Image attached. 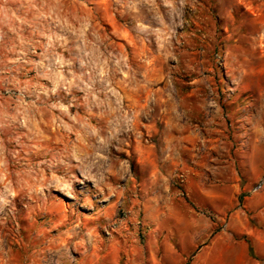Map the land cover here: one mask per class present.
I'll return each instance as SVG.
<instances>
[{
	"label": "rangeland",
	"instance_id": "rangeland-1",
	"mask_svg": "<svg viewBox=\"0 0 264 264\" xmlns=\"http://www.w3.org/2000/svg\"><path fill=\"white\" fill-rule=\"evenodd\" d=\"M207 151L242 173L221 211L186 194ZM255 165L264 0H0V264L186 260L199 240L167 213L252 224Z\"/></svg>",
	"mask_w": 264,
	"mask_h": 264
},
{
	"label": "crops",
	"instance_id": "crops-1",
	"mask_svg": "<svg viewBox=\"0 0 264 264\" xmlns=\"http://www.w3.org/2000/svg\"><path fill=\"white\" fill-rule=\"evenodd\" d=\"M216 152L220 151L217 149ZM228 152L227 154L220 153V158L214 155L208 158L210 152L207 151L205 158L202 157L205 160L200 165L189 166L186 169V194L192 205L217 208L221 211L228 208L235 195L244 188L241 186L242 173H239L238 167H234V159ZM262 176L255 165V171L248 180L255 183ZM196 181L198 184L195 187L193 184ZM242 206L250 213L253 223H246L242 216L243 212L235 209L229 216L231 231L223 235L214 234L212 237H210L211 231L203 215L196 212L191 205L186 209L185 222L179 213L168 212L167 215L169 214V217L174 220L176 226L189 227L194 231V239L199 240L194 251L189 254V258L185 260L178 252L172 264H246L248 261L245 252L249 245L245 240L234 242L230 238L233 233L245 235L253 248L255 259L260 257V250L264 247V186L262 185L260 191L253 193L243 201ZM165 217L164 213L161 221ZM201 221L202 225H200ZM156 222L162 225L160 218ZM179 248L182 249L180 244Z\"/></svg>",
	"mask_w": 264,
	"mask_h": 264
},
{
	"label": "built area",
	"instance_id": "built-area-1",
	"mask_svg": "<svg viewBox=\"0 0 264 264\" xmlns=\"http://www.w3.org/2000/svg\"><path fill=\"white\" fill-rule=\"evenodd\" d=\"M179 177H180V180H182L183 175H179ZM263 182H264V175L253 185V187L251 188V191L252 192L258 191L262 187Z\"/></svg>",
	"mask_w": 264,
	"mask_h": 264
}]
</instances>
